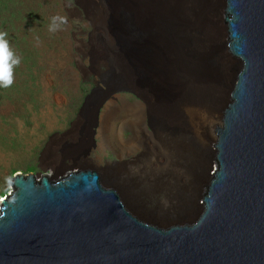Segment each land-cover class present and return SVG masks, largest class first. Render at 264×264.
<instances>
[{
	"label": "water",
	"instance_id": "1",
	"mask_svg": "<svg viewBox=\"0 0 264 264\" xmlns=\"http://www.w3.org/2000/svg\"><path fill=\"white\" fill-rule=\"evenodd\" d=\"M222 8L236 66L194 215L161 225L132 205L109 169L99 174L86 162L56 178L17 172L0 200V264H264V0H222ZM137 17L121 19L132 52L124 63L148 81L149 26ZM110 70L99 75L106 89L92 90L100 92L91 144L105 98L138 96L129 74Z\"/></svg>",
	"mask_w": 264,
	"mask_h": 264
},
{
	"label": "rangeland",
	"instance_id": "2",
	"mask_svg": "<svg viewBox=\"0 0 264 264\" xmlns=\"http://www.w3.org/2000/svg\"><path fill=\"white\" fill-rule=\"evenodd\" d=\"M134 1L0 0V31L7 33L9 49L20 59L12 69L13 83L6 88L0 87V197L11 191L14 173L37 176L48 173L51 178H56L83 162L99 174L109 169L110 176L131 187L132 200L135 195L133 202L139 210L154 213L149 216L152 220H156L154 217L161 212L167 214L161 213L160 217L176 220L173 214L179 216L186 211L191 195L183 190L192 183L198 188L195 197L198 195L199 188L203 187L198 180L199 161L203 159V152L208 153L209 159L216 135L213 129L221 124L232 73L221 93L218 85L214 90L221 99L215 123L206 134L202 135L201 130L192 127L184 113L180 118L181 131L187 130L192 136L196 161L188 177L178 175L179 190L170 193L175 201L172 206L167 205V193L149 191L148 176L140 174L149 169V131L152 126L149 110L144 107L139 91L135 90L138 96L120 91L105 98L93 128L94 144L89 141L94 95L100 92L92 90L97 86L106 89L99 75L111 71V66L116 67L114 59L126 58L128 61L132 58L130 49L122 44L129 27L126 30L121 19L131 14L138 16L140 6ZM197 3L204 18L201 36L207 39L206 17L212 21L216 14L219 43L226 52L222 0H217L215 11L210 13L212 16L208 11V0H197ZM101 5H107L111 14L97 13ZM54 16L64 17L65 22L56 31H49ZM205 44L199 58L200 69H196L212 87L221 79L226 63L218 60L211 42ZM126 71L125 68L124 73ZM132 71L133 74L127 73L131 80L138 89L149 94V80ZM88 95H92L90 100H86ZM87 148L89 151L84 154ZM56 163L59 164L57 170H52L51 166ZM195 197L193 201L198 196ZM173 220L156 221L166 225Z\"/></svg>",
	"mask_w": 264,
	"mask_h": 264
},
{
	"label": "bare ground",
	"instance_id": "3",
	"mask_svg": "<svg viewBox=\"0 0 264 264\" xmlns=\"http://www.w3.org/2000/svg\"><path fill=\"white\" fill-rule=\"evenodd\" d=\"M134 2L138 3L141 10L139 14L136 11L137 24L141 27L149 26V94L134 86V89L139 91L143 97L144 107L149 110L152 126L149 131V169L140 171V174L145 173L148 176L149 191L167 193V205L172 206L175 201L170 193H177L179 190L178 175L188 177L193 172L196 161L192 136L187 130L181 131L180 118L183 113L184 116L187 115L191 126L201 130L202 135L212 127L221 99L220 94L214 90L218 85L221 93L228 85L236 62L222 51L218 36L219 28L215 22L216 14H210L215 11L217 0H208L207 3L208 11L210 10L209 15L213 16L212 21L207 20L209 16L206 17L209 31L207 39L204 37L205 40L201 36L204 18L197 0H135ZM135 9L139 10V8ZM108 11L110 10L107 5H101L97 13H109ZM209 42L213 44L212 47L217 52L218 60L226 63L224 66L226 70L221 75V79L212 87L209 82L204 81L202 76L198 75L197 71L201 66L199 58L207 46L205 43ZM114 60L117 71L124 73L126 68V72L130 73L123 59ZM110 96L113 97V93ZM207 161L208 153L203 152V159L199 161L198 180L201 183L204 180L202 173L207 166ZM57 166H59L58 163L52 165L51 169L57 170ZM109 177L125 188L132 205L137 207V203L133 202L134 197L133 200L131 198L132 188L123 181ZM197 190L196 183H192L187 190H183V193L191 195L188 202L189 207L179 216L173 214L174 219H187L190 215H194L196 209L193 200ZM2 198L0 197V200ZM172 211L173 209L171 213ZM161 213L154 218L158 221L173 220L165 216L160 217ZM153 214L149 213V216Z\"/></svg>",
	"mask_w": 264,
	"mask_h": 264
},
{
	"label": "clouds",
	"instance_id": "4",
	"mask_svg": "<svg viewBox=\"0 0 264 264\" xmlns=\"http://www.w3.org/2000/svg\"><path fill=\"white\" fill-rule=\"evenodd\" d=\"M64 22V17H52L49 31H56ZM6 36V32L0 31V87L4 88L13 83L12 69L14 65H18L20 62L19 57L15 56L9 49L8 40L5 38Z\"/></svg>",
	"mask_w": 264,
	"mask_h": 264
}]
</instances>
